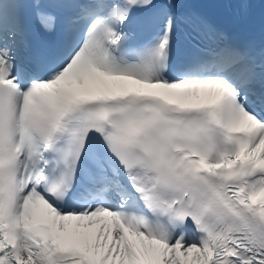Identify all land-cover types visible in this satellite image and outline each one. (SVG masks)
Returning a JSON list of instances; mask_svg holds the SVG:
<instances>
[{"label":"snow or ice","instance_id":"obj_1","mask_svg":"<svg viewBox=\"0 0 264 264\" xmlns=\"http://www.w3.org/2000/svg\"><path fill=\"white\" fill-rule=\"evenodd\" d=\"M202 7L0 0V264H264V28Z\"/></svg>","mask_w":264,"mask_h":264}]
</instances>
